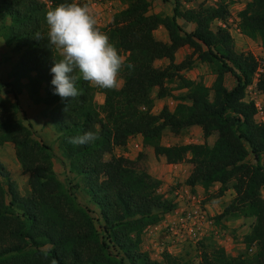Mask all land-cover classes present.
Listing matches in <instances>:
<instances>
[{
    "label": "trees",
    "instance_id": "trees-1",
    "mask_svg": "<svg viewBox=\"0 0 264 264\" xmlns=\"http://www.w3.org/2000/svg\"><path fill=\"white\" fill-rule=\"evenodd\" d=\"M117 1L126 8L100 30L124 57L119 77L123 86L104 89L100 105L97 88L82 77L76 81L80 95L71 103L53 94L50 70L53 58L61 57L46 38H35V33L48 31L47 11L72 0H0V38L18 56L8 81L0 83V146H14L30 188L22 195L0 160V264H181L169 254L164 263L154 261L142 247L144 231L161 224L177 205L160 193L161 180L140 170L135 161L114 155L116 149L126 151L138 136L168 164L188 160L193 169L186 186L208 192L219 184V197L233 186L236 197L215 218L216 226L224 219L255 220L244 251L235 257L211 242L206 245L205 239L200 242L201 264H264V123L256 122L255 105L244 101L261 66L253 54L236 51L227 29H213L215 22L229 17L228 5L185 9L196 0H172L169 17L151 14L148 0ZM238 17L242 33L264 49V0H251ZM179 20L194 24L195 30L185 31ZM160 27L167 31L168 43L156 38ZM183 47L192 52L177 64L176 54ZM164 59L169 64L157 67ZM196 62L216 76L212 86L185 76ZM227 75L236 82L232 89L225 85ZM258 87L264 93V73ZM5 91L14 101L4 96ZM176 91L180 93L174 95ZM25 93L33 104L48 110L70 173L80 180L79 187L100 219L59 180L53 149L20 117V97ZM169 97L177 101L175 109L164 106L154 114L156 102ZM194 126L202 129L204 143L162 144L166 130L179 133ZM87 131L99 139L83 146L69 143L70 137ZM214 134L218 138L211 146L208 139Z\"/></svg>",
    "mask_w": 264,
    "mask_h": 264
},
{
    "label": "rangeland",
    "instance_id": "rangeland-1",
    "mask_svg": "<svg viewBox=\"0 0 264 264\" xmlns=\"http://www.w3.org/2000/svg\"><path fill=\"white\" fill-rule=\"evenodd\" d=\"M46 1V0H41ZM162 10L163 14H165V4L170 0H162ZM251 0H196L194 3L185 5V9L196 8L198 5L204 4L206 6L215 7L220 3H225L229 7V17L226 21H217L214 23L215 26L221 27L220 23L226 26L232 37L235 40V47L238 53H251L253 54L260 63V69L258 73L255 75L253 82L249 85L245 92L244 101L247 103H253L257 101L261 104L264 109V93L259 90L258 81L260 74L264 73V49L258 41H254L249 37L245 36L242 33L240 27L239 13L245 9L248 2ZM79 4H88L95 18L97 20L96 27L99 29H104L111 22L114 14L126 8L121 1H110V0H76ZM173 6V5H172ZM220 22V23H219ZM18 61V56L14 55L10 48H8L4 41L0 38V83L3 84L8 81V76L12 72L13 67ZM197 64V62L195 63ZM196 70L195 75L197 76L196 80L202 79L205 80L204 77L206 75H201L199 71L198 65L195 66ZM190 71V70H189ZM187 71V72H189ZM193 72V73H194ZM199 72V75L197 74ZM187 75V73H185ZM188 75H192L191 72ZM234 79L233 77H231ZM229 82V81H228ZM232 83V82H230ZM233 84V83H232ZM97 88V87H96ZM180 92L174 93V95H178ZM4 96L11 101H14L13 96L9 94L7 91L4 92ZM104 98V91L97 88L96 91V102H99ZM22 113L20 117L24 120L26 124H31L33 127V131L35 133V137L49 145L53 149L54 155V170L59 178V180L65 184L67 187L73 190V193L77 196L79 202L88 208L91 212V215L95 219H100V213L98 209L90 202L89 197L84 192L83 189L79 187L80 180L75 178L73 174L70 173L69 170V162L63 156L62 152L59 149L58 145V134L56 133L50 118L49 112L44 105H35L33 104L29 98L28 94L25 93L20 97ZM177 105V101L173 97H169L164 99V101L159 102L154 108V114L160 113L164 106H167L170 110H174ZM257 114L255 116V120L260 124L261 116L256 109ZM263 123V122H262ZM201 129V128H200ZM202 131V129H201ZM203 132V131H202ZM218 138V134H214L212 137ZM204 136L201 132L196 130L185 129L179 133H172L170 130H167L164 135V139L162 140L163 145H186V144H196L203 143ZM140 143H135L133 147V152L130 150H120L116 149L114 152L115 156H125V154H130V156H125L128 159L135 161L137 167L140 170H144L151 174L153 177L162 181V186L160 189V193H162L165 197L172 199L174 203L177 205V209L181 210L187 206H192L187 204V201L192 204V201L189 200L186 196L185 190L186 180L190 176L192 172V165L188 162L181 163L179 167L172 168V171L169 170V167L162 162L160 158H158L153 149L151 148H140L137 146ZM214 145V144H213ZM211 145V146H213ZM129 149V148H128ZM140 154L142 156H140ZM111 158L110 155L105 157L106 160ZM164 158V157H163ZM190 155L188 156V159ZM0 160L5 164V166L11 171L12 180L16 183L20 193L22 195H27L30 192V188L28 185V175H25L16 159L15 149L12 144H6L4 146H0ZM155 164V166H152ZM175 171L178 172V175H175ZM78 188H76L77 186ZM220 185L216 184L214 188L210 191L199 193L197 190L192 197L196 198V201L202 205V209L206 208L207 204H213V202H218ZM230 188L233 189V186L230 185ZM262 197L264 199V189L261 191ZM234 200V199H233ZM232 200V201H233ZM194 201V200H193ZM229 202L227 205H229ZM197 205V204H196ZM227 205L225 207H227ZM225 209V208H224ZM208 210V209H207ZM224 211V210H223ZM222 214V213H221ZM219 215V213L215 212L214 216H211L210 219L215 221V218ZM169 216V214H168ZM166 216L164 219V224L159 227L160 229L156 230L155 227H148L143 233V249L146 251L150 257L154 261H158L164 263V257L166 254H169L174 257H178L181 261V264H201V255L203 252V248L200 247V242L205 241V244H215L219 247H222L228 255L237 256L239 253L244 251L245 244L244 239L247 234L250 233L251 227L253 226L255 220L254 218H238V219H224V221H229L230 225H226L221 229L216 226L217 229H212L211 226L208 228L207 235L200 240H197L193 236H189L182 232L180 236H175L173 239L174 233L172 231H168L164 225L166 223L175 221V217ZM216 225V223H215ZM159 226V225H158ZM218 229H220L219 232ZM173 233V234H172ZM185 234V235H184ZM184 235V236H183ZM205 239V240H204ZM211 242V243H210ZM252 252V250H251Z\"/></svg>",
    "mask_w": 264,
    "mask_h": 264
},
{
    "label": "clouds",
    "instance_id": "clouds-1",
    "mask_svg": "<svg viewBox=\"0 0 264 264\" xmlns=\"http://www.w3.org/2000/svg\"><path fill=\"white\" fill-rule=\"evenodd\" d=\"M46 23V35L37 32L35 38H46L51 50L61 57L59 60L53 58L54 66L50 70L54 95L71 103L80 95L76 81L81 77L93 87L105 90L119 87L124 57L110 42V37L96 27L97 20L88 4H79L76 0L60 3L47 11ZM127 67L133 66L127 64ZM98 139L96 133L87 131L70 137L69 143L83 146Z\"/></svg>",
    "mask_w": 264,
    "mask_h": 264
},
{
    "label": "crops",
    "instance_id": "crops-1",
    "mask_svg": "<svg viewBox=\"0 0 264 264\" xmlns=\"http://www.w3.org/2000/svg\"><path fill=\"white\" fill-rule=\"evenodd\" d=\"M149 2L152 3V9H151V14H163V10H162V7L164 4H162V0H148ZM165 16H169V17H172L173 16V6H172V0L166 2L165 4ZM179 24L183 27V29L189 33L193 32L195 30V25L192 24V23H186L185 21L183 20H179L178 21ZM220 23V22H219ZM217 28V26L213 25V29ZM155 36L158 40L164 42V43H168L169 42V36H168V33L167 31L163 28V27H160L158 30L155 31ZM192 52V50L189 48V47H183L181 48L177 54H176V63L179 64L181 63L187 55H190ZM169 64V61L164 59V60H160V61H157L156 62V66L157 67H166L167 65ZM198 65V67L200 68L199 71L201 75H206L204 77V83L206 84V86L210 87L213 85L215 79H216V76L213 74V72L210 70V68L205 65V64H201L199 62H197L196 66ZM196 70V67H194L192 70H190L189 72L192 73V75H188L189 72H184L187 73V75H185L187 78L191 79V80H196L197 76L195 75V71ZM194 72V73H193ZM197 74L199 75V72H197ZM119 87L118 89L122 88L123 86V81L119 78ZM229 81V82H228ZM232 82V83H230ZM225 85L227 88L229 89H232L235 87L236 85V82L234 79L231 78L230 75H227L226 78H225ZM99 91L101 90V88H98ZM104 91V89H103ZM178 91L174 92V93H177ZM104 99H105V95H104V98L99 102V104H103L104 103ZM164 100H159L156 102V105L159 103V102H162ZM189 130H196V131H199L202 133L203 135V132L201 131L200 127H197V126H194V127H190L188 128ZM167 132V130L165 131ZM165 135V133H164ZM216 136V135H215ZM163 139H164V136H163ZM203 143L205 142V139H203ZM217 140V136L216 138H213L212 136L208 139V143L209 145H213ZM135 143H140L142 146L138 145L137 146L140 148H144L143 147V138L141 136H138L136 138H134L133 140H131L128 144V147H127V150H131L133 152V145ZM195 144V143H194ZM196 144H201V143H196ZM165 146H172V145H165ZM129 148V149H128ZM125 156H130V154H125ZM161 160H163L162 162L164 163V161L166 160L165 158L161 157L160 158ZM166 162V161H165ZM167 165V167H169V170L172 171V168L174 167H179L181 164H177V165H172V164H168L167 162L165 163ZM152 166H155V164H153ZM174 166V167H173ZM175 175H178V172L175 171ZM187 189L185 190V192L187 193L186 196L189 200L192 201V204L189 203V201H187V204L189 205H193V204H196L197 201H193L192 199H194L195 197L193 196L192 197V194H194L196 192V190L200 193L203 192V194L205 193V190L201 187V186H197L195 188H191L189 186H186ZM236 197V192L234 189L232 188H229L228 191L225 192V194L223 196H221L218 200V202H213V204H207L206 205V208L208 209H204L203 207V211H205V214L206 216L208 217V220L210 221V223H212L211 225V228L212 229H217L216 225H215V222L214 220L210 219L211 216H214L215 212L221 214L223 213V210L225 208V206L229 203V202H232V200ZM196 199V198H195ZM200 202V201H199ZM198 202V204H200ZM202 206V205H201ZM191 206H187L183 209H189ZM179 210V209H176L174 212H172L171 214H169L168 217H175L177 218L179 216V214L182 212V210ZM164 221H166V219H164L161 224H159V226H156L155 229L158 230L157 228L159 227H162L161 225L164 224ZM230 222L229 221H224L222 224L223 226H221V229L223 227H226V225H230L229 224ZM220 229H218L217 232H219Z\"/></svg>",
    "mask_w": 264,
    "mask_h": 264
},
{
    "label": "built area",
    "instance_id": "built-area-1",
    "mask_svg": "<svg viewBox=\"0 0 264 264\" xmlns=\"http://www.w3.org/2000/svg\"><path fill=\"white\" fill-rule=\"evenodd\" d=\"M220 26L226 28V26L222 23H220ZM252 102H254V105L261 116L259 122L264 123L263 107L257 101L253 100ZM192 200L196 201L195 198ZM196 204H193L189 209H183L179 216L174 218L175 221L173 224L170 222V224L166 223V225L163 226L168 229V231H172L174 233L173 239L176 238L175 236H180L182 232H185V234H188L189 236H193L197 240H200L207 235L208 228L212 225V223L208 220V217L206 216L205 211H203L201 205L198 204V202H196Z\"/></svg>",
    "mask_w": 264,
    "mask_h": 264
}]
</instances>
